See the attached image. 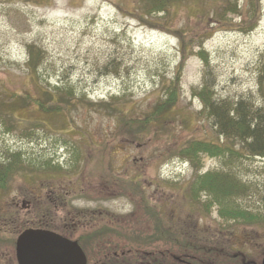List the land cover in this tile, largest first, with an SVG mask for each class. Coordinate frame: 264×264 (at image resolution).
I'll return each instance as SVG.
<instances>
[{
    "label": "rangeland",
    "instance_id": "obj_1",
    "mask_svg": "<svg viewBox=\"0 0 264 264\" xmlns=\"http://www.w3.org/2000/svg\"><path fill=\"white\" fill-rule=\"evenodd\" d=\"M229 1L205 19L192 15L195 0L171 13L149 11L162 0H0V168L10 176L0 206L42 179L66 190L80 181L73 204L117 216L119 264H261L264 222L224 210L264 213V156L220 135L202 99L231 115L242 98L264 107V0ZM255 15L252 30L240 26ZM162 22L190 38L179 82L182 43ZM173 83L174 106L156 115ZM205 138L234 152L200 153L196 164L180 155ZM209 171L219 194L193 192ZM26 228L0 226V256H15Z\"/></svg>",
    "mask_w": 264,
    "mask_h": 264
},
{
    "label": "trees",
    "instance_id": "obj_2",
    "mask_svg": "<svg viewBox=\"0 0 264 264\" xmlns=\"http://www.w3.org/2000/svg\"><path fill=\"white\" fill-rule=\"evenodd\" d=\"M183 0H162V4H150L151 8L149 11L156 12V8L160 9L165 13H171L174 6L176 4H179ZM197 1L194 6L198 8V6L201 4L198 3L200 0ZM211 2V4H210ZM230 3L229 0H209L207 4H205V7H199L198 9H194L195 14L192 15H205V19L207 15H212V17H215L216 15L220 16L223 12L227 11V9L224 8V6H227ZM258 0H255V7L258 9ZM199 4V5H198ZM210 5H214L212 8ZM224 13L222 15H224ZM243 14V13H241ZM254 18H256V15L253 16L251 19L244 18V20L241 21L240 26L243 27L245 30H252L255 26V23H253ZM201 21V18L199 19ZM257 20V19H256ZM218 22H220L218 20ZM162 25L166 26L165 23L162 22ZM239 26V25H238ZM240 27V28H241ZM167 29L173 30L181 40V49H182V61L179 66L178 73L176 75V80L179 82L181 79L182 74V68L185 64V60L188 58L189 53L187 51L188 44H189V36L186 35V33L177 31L176 29H173L171 27L166 26ZM205 30L198 31V36L201 37L204 34ZM186 37L188 39H186ZM173 90H170L171 96L167 98L168 100L162 101V105L160 106V110L156 112V115H161L167 112L170 108L174 106L175 101L173 100L174 93L176 92V86L175 83H173ZM206 89H204V92ZM176 94V93H175ZM204 108L209 110V114L211 113L215 119L216 123L220 128V135L225 134L226 136H231L234 138H238L242 142L241 148H245L247 151L252 152V154H259L264 156V107H254L250 104L247 99H240L236 102L235 107L233 108L234 113L231 115L230 110H228L227 106L223 107V104L217 103L213 101L212 99H209V97L202 95ZM58 109L55 110H61L62 108H66L65 105H60L57 107ZM162 116V115H161ZM227 137V138H231ZM219 140V139H217ZM213 138H205L202 140H196L192 142L191 147H182L180 148V155L189 156L192 159V162L196 164L195 157L198 154L207 153L210 155L218 156L222 155L226 152H234V146L229 140H225L222 143L217 141ZM196 167V166H195ZM9 178L8 171H3L2 168H0V188H4L7 192L9 191ZM212 178L213 174L209 171L205 173V175H201L198 178H195L194 180V187L193 192H195L194 189H200V192L202 190L207 191H213L214 186L212 184ZM131 182L132 179H129ZM216 189V188H215ZM218 192V191H217ZM216 192V193H217ZM219 194V192H218ZM217 194V195H218ZM214 196V197H217ZM210 204H213L211 202ZM225 214H227L231 219L234 221H258V222H264V213H256L250 210L242 209V208H232L231 211L224 210ZM6 216L12 217V219H15V213L14 212H7ZM8 218V219H9ZM232 220V221H233ZM172 230L176 231L172 228ZM180 230V227H179ZM171 232V235H176L177 232ZM185 230H180V233H177L178 235H185ZM189 237H193L194 239H197L194 233L189 232ZM191 241V240H190ZM185 243V247L197 251L198 248L195 247V243L192 242ZM147 244V243H146ZM190 251V252H192Z\"/></svg>",
    "mask_w": 264,
    "mask_h": 264
},
{
    "label": "flooded vegetation",
    "instance_id": "obj_3",
    "mask_svg": "<svg viewBox=\"0 0 264 264\" xmlns=\"http://www.w3.org/2000/svg\"><path fill=\"white\" fill-rule=\"evenodd\" d=\"M49 181V179H42L40 184L36 181L31 187V197L29 195L22 197V194L15 193L11 202L7 201L0 206V226L10 227L13 224L21 225V227L27 225L28 227L51 229L78 241L86 254L87 264H119L118 251L114 248L113 237L109 238L112 233L117 235V232H114L115 229H112L113 222H117V216H114L112 211L108 213L90 206L79 209L76 204H73L72 201L76 200L77 193L84 190L81 188L82 182L75 181L77 186L66 190L65 186ZM72 182L74 183V181ZM79 198L77 197V200ZM23 208H26L27 211L25 222L21 224L20 213ZM8 211H16L15 219L6 216ZM129 244L130 247L134 246L133 243ZM146 254L150 256L151 253L147 252ZM159 261V264H162L161 256ZM128 263L130 262L128 261ZM0 264H18L16 251L12 258L2 254ZM146 264H153V261L146 262Z\"/></svg>",
    "mask_w": 264,
    "mask_h": 264
},
{
    "label": "water",
    "instance_id": "obj_4",
    "mask_svg": "<svg viewBox=\"0 0 264 264\" xmlns=\"http://www.w3.org/2000/svg\"><path fill=\"white\" fill-rule=\"evenodd\" d=\"M16 252L19 264H87L76 240L44 228L23 230L16 241Z\"/></svg>",
    "mask_w": 264,
    "mask_h": 264
}]
</instances>
